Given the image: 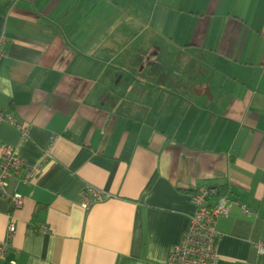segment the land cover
<instances>
[{
    "label": "crops",
    "instance_id": "obj_1",
    "mask_svg": "<svg viewBox=\"0 0 264 264\" xmlns=\"http://www.w3.org/2000/svg\"><path fill=\"white\" fill-rule=\"evenodd\" d=\"M0 51V264H162L216 187L217 264H264V0H0Z\"/></svg>",
    "mask_w": 264,
    "mask_h": 264
},
{
    "label": "built area",
    "instance_id": "obj_2",
    "mask_svg": "<svg viewBox=\"0 0 264 264\" xmlns=\"http://www.w3.org/2000/svg\"><path fill=\"white\" fill-rule=\"evenodd\" d=\"M0 121L11 123L20 130L22 137L27 136V128L2 111H0ZM49 156V151L45 150L44 158ZM23 166V160L15 153L14 148L8 144H2L0 147V196L8 199L10 211L21 206L23 197L17 191L8 192L7 180L11 176L20 174ZM36 174V168H28L23 174L22 181H29ZM85 193L88 194L82 203L85 208L108 197V193L91 185H86ZM212 197H215L214 201H211ZM190 200L195 207L194 213L190 216L180 241L172 245L167 259L162 264H217L216 240L218 232L215 229L216 219L220 215L228 213L231 205L238 203L226 194L217 196L214 188H201L192 193ZM240 207L244 213H247L244 205H240ZM41 229L43 232L48 231L46 225H43ZM14 233L15 220L10 217L5 238L0 241V260L7 256L8 241ZM253 247L257 253H262L264 240L255 241Z\"/></svg>",
    "mask_w": 264,
    "mask_h": 264
},
{
    "label": "trees",
    "instance_id": "obj_3",
    "mask_svg": "<svg viewBox=\"0 0 264 264\" xmlns=\"http://www.w3.org/2000/svg\"><path fill=\"white\" fill-rule=\"evenodd\" d=\"M152 181H153V177L150 178V180L148 181L146 189L150 188V186L152 184ZM215 190H216V195L217 196H222V195H224L226 193L225 190L223 188H221V187L220 188L216 187Z\"/></svg>",
    "mask_w": 264,
    "mask_h": 264
}]
</instances>
